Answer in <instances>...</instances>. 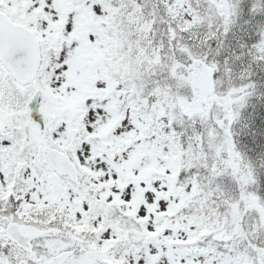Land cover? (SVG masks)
Listing matches in <instances>:
<instances>
[{
    "label": "snow or ice",
    "instance_id": "6c2138e0",
    "mask_svg": "<svg viewBox=\"0 0 264 264\" xmlns=\"http://www.w3.org/2000/svg\"><path fill=\"white\" fill-rule=\"evenodd\" d=\"M0 264H264V0H0Z\"/></svg>",
    "mask_w": 264,
    "mask_h": 264
}]
</instances>
